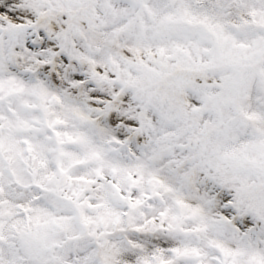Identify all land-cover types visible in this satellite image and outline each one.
<instances>
[{
  "label": "snow or ice",
  "instance_id": "6c2138e0",
  "mask_svg": "<svg viewBox=\"0 0 264 264\" xmlns=\"http://www.w3.org/2000/svg\"><path fill=\"white\" fill-rule=\"evenodd\" d=\"M0 264H264V0H0Z\"/></svg>",
  "mask_w": 264,
  "mask_h": 264
}]
</instances>
